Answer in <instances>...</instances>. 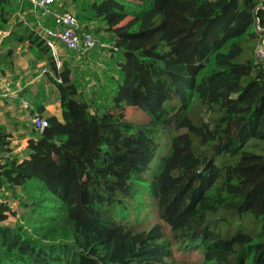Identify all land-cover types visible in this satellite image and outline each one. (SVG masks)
Listing matches in <instances>:
<instances>
[{"label": "trees", "instance_id": "16d2710c", "mask_svg": "<svg viewBox=\"0 0 264 264\" xmlns=\"http://www.w3.org/2000/svg\"><path fill=\"white\" fill-rule=\"evenodd\" d=\"M69 6L82 32H104L113 45L117 76L101 108L94 91L90 100L80 89L72 61L61 56L57 67L41 29L53 18L40 14L38 23L29 3L0 0V31L46 59L50 92L62 100V116H48L43 132L33 123L35 148L22 158L0 124V264H171L174 245L198 250L203 264H264V64L255 57L264 0L51 8ZM26 10L39 29L22 21ZM35 97L45 118V90ZM127 107L149 122H131ZM147 202L160 222L142 229Z\"/></svg>", "mask_w": 264, "mask_h": 264}, {"label": "rangeland", "instance_id": "374dc122", "mask_svg": "<svg viewBox=\"0 0 264 264\" xmlns=\"http://www.w3.org/2000/svg\"><path fill=\"white\" fill-rule=\"evenodd\" d=\"M60 3L62 4V2ZM60 3L59 5H61ZM71 9L72 7L70 8L69 6V9L66 11H69L75 14V12ZM14 20L15 18H13V21H11V24L15 22ZM99 26L103 27L104 25H102L99 22L90 23L91 28L92 27L96 28ZM7 32L8 31H5V33ZM107 37H108L107 34L104 32L103 34L97 36V39L99 41V45H98L99 49L97 50L98 53L95 57L93 56L89 58L85 57L84 60L77 59L80 65L77 63V61L75 64H73L74 66L72 65V69L74 70V72H77L76 77L83 80V84H81V81L79 82L80 89L84 91L85 95H87L90 100L93 96L92 92L94 91L95 96L93 97L94 101H92L94 104V108H101L102 106L106 104H111L110 93L112 90V84L109 81V78L112 75L117 76L115 72L116 64L115 65L112 64L110 60V57H111L110 52L107 53L106 56L104 57L100 54L101 51L105 50L107 47H113V45L107 40ZM106 40H107V43H105ZM61 52H62L63 61L64 59H68L72 62L75 61L73 57H71V55H69V53L64 48H62ZM6 54H7V50L4 53L0 54V107H2L3 109L4 108L8 109L11 105H14L15 109H19L21 107H27L28 111L25 114V117H26L25 119L27 122L25 123L27 124L31 122V124L33 125V120L37 116L36 115L37 112L35 111L37 107L36 101H35L36 97L34 95H31L29 99L26 98V101L30 104V106H26L21 103V107H20V104L18 102H21V101H19L18 99V93L16 92L14 81L18 82L22 77L19 76L16 78L17 80L16 79L14 80L13 76H9L5 72L4 65L7 66V64H5L4 62L11 61V59L10 60L8 59ZM1 55H4L6 58L5 57L1 58ZM116 57L118 58V56ZM42 70H44V67L40 68L41 73H42ZM27 78L28 77H24L23 81H27ZM42 81L49 82V79L45 80L43 78ZM41 83L42 82L40 81L37 87H40ZM48 97H49V103L51 107H55L56 109H59V107H61L62 109V100L61 98H58L59 97L58 94L56 95V93H51L49 91ZM126 115H127V119H129L131 122L135 124L144 125V124H147L150 120L149 116L143 110L139 108L137 109L135 107H127ZM47 116H50V114ZM45 118L47 119V117ZM32 129L33 127L29 126V129L27 131V133L30 134L29 135L30 140H29V144L27 148H25L23 140L19 141V144H17L15 147L12 146L13 150H15V148L18 150L14 154L18 155L20 158H22L28 153L27 151L25 152V149L31 150L35 148V145L31 142L32 139L34 138L33 133H31ZM259 144L261 145V147H264V143H259ZM157 163H158V158L154 161V164H157ZM12 207L18 212L19 215L22 214V211L17 203L13 204ZM121 214L126 219H129L132 216V211L129 209H122ZM139 220L145 223V224H141L142 229L160 222L159 218H157L156 216L154 205L151 202H147V208H145L142 214L139 216ZM165 230H166V236H169V232L166 227H165ZM173 252H174L173 261L171 264L173 263L203 264V258L201 256V253L198 250L189 252V251H185L183 248L179 249L177 245H174Z\"/></svg>", "mask_w": 264, "mask_h": 264}, {"label": "crops", "instance_id": "0c3cea01", "mask_svg": "<svg viewBox=\"0 0 264 264\" xmlns=\"http://www.w3.org/2000/svg\"><path fill=\"white\" fill-rule=\"evenodd\" d=\"M34 13H35V18L38 20V23H39L40 19H43L41 17L42 14L40 15L39 12L38 13L34 12ZM19 14H21L22 17H24L22 18L23 19L22 21L25 23V25L30 26V27L32 26V27H35L36 29H39L36 26L38 25V23H34V21L32 20V18H34L33 16L34 14L32 13V10H29V11L26 10L23 13H21L20 11ZM29 17H31V19H29ZM2 33L3 31H0V51L2 53H4L6 50L7 52L9 50L10 52L12 51L11 61L4 62L5 64H7V66L4 65V70L9 76H13L14 80L19 76L22 77L18 82L14 81L16 92L18 93V99L19 101H21V102H18L20 104V107H21V103L23 105L30 106V104L26 101V98L29 99L31 95L36 96V94L38 93L40 89H44L46 91V97L43 100V106L45 108L44 117H48L47 115L49 114L50 116L56 115L58 117H61L62 116L61 107H59V109H56L55 107H51L49 103L48 96H49V91H51L53 87L52 83L50 81L49 82L42 81L43 78L45 80L48 79L47 76H44L46 75L47 72L44 73V70H42V73L40 72L41 67H44V69H46L45 67L47 63L46 59L41 58V55H38V52H34L30 50L28 42L19 43L15 39L10 37V32H7V33L4 32L5 35L3 37L1 36ZM62 48L64 47L60 45L59 50H60L61 56H62V52H61ZM4 57H5L4 55H1V58H4ZM8 59L10 60V57H8ZM74 60L75 61L73 62V64L76 63L75 58ZM24 77H28L27 81H23ZM40 81L42 82L41 86L37 87ZM58 98H60V96ZM36 106L37 107L35 111L37 112V108H38L37 103H36ZM27 111H28L27 107H21L19 109H15L14 105H11L8 109L6 108L3 109L2 107H0V124L4 127L5 131L8 134H10L13 138L12 144H11L12 150H13L12 146L15 147L17 144H19V141L23 140L25 148H27L29 144L30 134L27 133V131L29 129V126L33 127V125L31 124V122L27 124L25 123L27 122L25 119L26 118L25 114L27 113ZM17 151L18 150L15 148L12 154L16 153ZM25 152H26V149H25ZM0 156L3 157V154H0ZM6 156H9V155H6ZM0 163L3 164L4 162L1 160Z\"/></svg>", "mask_w": 264, "mask_h": 264}, {"label": "built area", "instance_id": "2783aa9c", "mask_svg": "<svg viewBox=\"0 0 264 264\" xmlns=\"http://www.w3.org/2000/svg\"><path fill=\"white\" fill-rule=\"evenodd\" d=\"M33 7V11L36 13L43 14L44 16H50L53 18L55 25L53 28L41 27L44 38L47 45L52 50L53 56L57 62V67L61 68L62 59L59 46L62 45L67 51L72 52L76 55L78 60L83 59L92 50H95L99 41L97 37L88 32H82L80 22L76 15L72 12H59L52 9V5L56 3V0H24ZM258 31H262L257 24ZM113 47H107L103 52L102 56L111 51ZM117 52L118 49L114 48ZM1 52V51H0ZM255 57L258 62L264 64V38L261 39L260 44L256 47ZM48 72L44 69V73ZM61 82V80H58ZM35 127L43 132L48 127V119L36 116L33 120Z\"/></svg>", "mask_w": 264, "mask_h": 264}, {"label": "water", "instance_id": "95a60500", "mask_svg": "<svg viewBox=\"0 0 264 264\" xmlns=\"http://www.w3.org/2000/svg\"><path fill=\"white\" fill-rule=\"evenodd\" d=\"M4 35H5V34H4V33H2V35H1V36L3 37Z\"/></svg>", "mask_w": 264, "mask_h": 264}]
</instances>
